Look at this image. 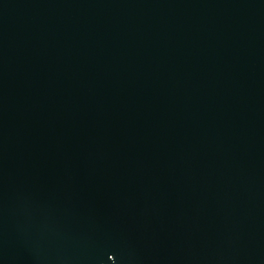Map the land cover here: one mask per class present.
Returning <instances> with one entry per match:
<instances>
[{"label":"water","instance_id":"1","mask_svg":"<svg viewBox=\"0 0 264 264\" xmlns=\"http://www.w3.org/2000/svg\"><path fill=\"white\" fill-rule=\"evenodd\" d=\"M0 264H264V0H0Z\"/></svg>","mask_w":264,"mask_h":264}]
</instances>
